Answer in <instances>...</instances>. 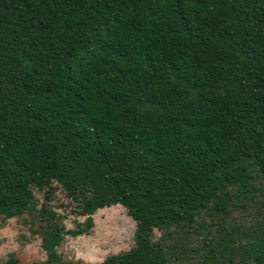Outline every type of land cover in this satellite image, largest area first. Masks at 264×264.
<instances>
[{
  "label": "trees",
  "instance_id": "16d2710c",
  "mask_svg": "<svg viewBox=\"0 0 264 264\" xmlns=\"http://www.w3.org/2000/svg\"><path fill=\"white\" fill-rule=\"evenodd\" d=\"M116 204L134 245L100 264H264V0H0V218L32 216V264H87L57 248Z\"/></svg>",
  "mask_w": 264,
  "mask_h": 264
},
{
  "label": "rangeland",
  "instance_id": "374dc122",
  "mask_svg": "<svg viewBox=\"0 0 264 264\" xmlns=\"http://www.w3.org/2000/svg\"><path fill=\"white\" fill-rule=\"evenodd\" d=\"M36 196L40 202L43 201V193L36 191ZM254 199L256 201L252 202L254 206L236 205V207H231V216L225 219V223H232L234 220L236 226L239 225L240 231L247 229L249 222L255 224L254 213L257 212L259 206L257 201L262 198L257 194ZM49 206L65 216L63 224L67 229L74 228L76 222H82L85 219L74 212L77 210L76 204L66 197L60 188L52 195ZM31 219L32 216L28 214L6 220L0 218V263L4 262L12 253L24 264H32L46 259V253L41 248L39 236L32 235L30 231L27 222ZM93 219L94 225L90 233L76 237L66 236L58 246L57 251L62 261L81 260L87 264H100L107 255L126 251L134 245L136 223L122 205L116 204L98 209L94 213ZM216 227H213L211 234L204 233L205 229H198L192 233L188 246L197 251H191L184 262L194 263L206 254V251L201 247L205 237L213 239L212 241L209 239V241L212 242V247L216 248V251L220 249L218 245L220 233ZM161 233V231L155 230L154 238H158ZM240 235L241 233L239 235L234 233L233 237L240 239V241L236 240L237 243L234 246L244 242Z\"/></svg>",
  "mask_w": 264,
  "mask_h": 264
}]
</instances>
